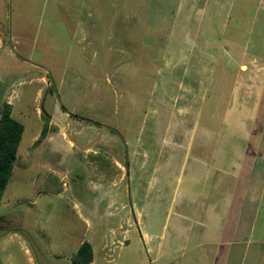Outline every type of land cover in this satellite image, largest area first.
I'll use <instances>...</instances> for the list:
<instances>
[{
  "label": "rangeland",
  "instance_id": "1",
  "mask_svg": "<svg viewBox=\"0 0 264 264\" xmlns=\"http://www.w3.org/2000/svg\"><path fill=\"white\" fill-rule=\"evenodd\" d=\"M217 3L85 0L82 21L106 13L97 55L75 48L51 88L0 50L23 125L0 264H73L80 240L90 264H264V0Z\"/></svg>",
  "mask_w": 264,
  "mask_h": 264
},
{
  "label": "crops",
  "instance_id": "2",
  "mask_svg": "<svg viewBox=\"0 0 264 264\" xmlns=\"http://www.w3.org/2000/svg\"><path fill=\"white\" fill-rule=\"evenodd\" d=\"M0 1L2 5L3 1H5V6H0L1 16H4V14L6 16L8 13V5L11 10V13H9V15L11 14L9 16V21L5 17L8 35L6 40L4 37H0V50L3 49L5 45H10L11 48L16 51L15 56L17 59L15 61H19L20 59L26 65L33 64L39 66L46 75L44 78L37 77V75H35V70H33L34 72L32 73L34 74L31 80H50L49 85L44 82V88L52 87L51 78L53 79L54 73L61 76L62 71H56L57 69L55 66L65 65L75 48L81 58L89 61V63H91L89 59L90 56L94 58L95 55H97L101 38L98 32L99 28L96 25L98 21L92 18H97L101 13H106L99 12L93 15L92 12H87V17H89L88 20L82 21L81 9L84 7L83 2L85 0H13V2L10 0L9 3H7L8 0ZM185 1L187 3L188 16H194L197 15L198 2L213 1L214 4H216L221 0ZM216 6L222 8L219 3H217ZM213 9L215 13H212L211 16H218L216 11L219 10ZM13 13L20 15L22 18L20 20L15 19ZM58 21L59 24L57 23ZM1 23L0 28L3 27ZM1 31L2 29L0 30V36L2 35ZM47 76L50 77L48 78ZM11 115L13 116L12 104ZM37 117L40 120V117ZM49 123L51 125L53 123L52 116ZM36 138V133L29 138L28 145L30 147L34 145L37 140ZM82 242L83 241L80 240L78 246H75L76 249L74 253Z\"/></svg>",
  "mask_w": 264,
  "mask_h": 264
},
{
  "label": "trees",
  "instance_id": "3",
  "mask_svg": "<svg viewBox=\"0 0 264 264\" xmlns=\"http://www.w3.org/2000/svg\"><path fill=\"white\" fill-rule=\"evenodd\" d=\"M42 112L45 114L42 117L43 124L34 144L45 138L48 132L50 116L44 112L43 108ZM22 133L23 125L11 115V105L3 102L0 108V202L12 176ZM92 261V246L89 242L83 241L74 253L72 262L73 264H90Z\"/></svg>",
  "mask_w": 264,
  "mask_h": 264
}]
</instances>
